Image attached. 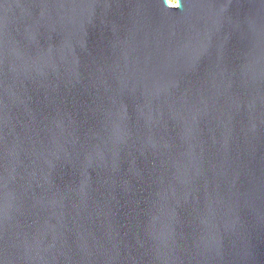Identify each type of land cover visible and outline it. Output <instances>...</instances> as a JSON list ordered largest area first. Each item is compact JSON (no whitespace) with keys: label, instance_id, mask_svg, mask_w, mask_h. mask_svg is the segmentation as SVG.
<instances>
[{"label":"water","instance_id":"1","mask_svg":"<svg viewBox=\"0 0 264 264\" xmlns=\"http://www.w3.org/2000/svg\"><path fill=\"white\" fill-rule=\"evenodd\" d=\"M0 264H264V0H0Z\"/></svg>","mask_w":264,"mask_h":264},{"label":"rangeland","instance_id":"2","mask_svg":"<svg viewBox=\"0 0 264 264\" xmlns=\"http://www.w3.org/2000/svg\"><path fill=\"white\" fill-rule=\"evenodd\" d=\"M170 4H175V0H168Z\"/></svg>","mask_w":264,"mask_h":264}]
</instances>
